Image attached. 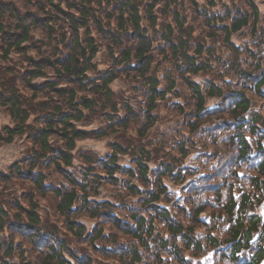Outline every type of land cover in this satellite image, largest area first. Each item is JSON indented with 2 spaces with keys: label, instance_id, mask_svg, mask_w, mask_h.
Listing matches in <instances>:
<instances>
[{
  "label": "trees",
  "instance_id": "obj_1",
  "mask_svg": "<svg viewBox=\"0 0 264 264\" xmlns=\"http://www.w3.org/2000/svg\"><path fill=\"white\" fill-rule=\"evenodd\" d=\"M263 4L0 0V264H260Z\"/></svg>",
  "mask_w": 264,
  "mask_h": 264
},
{
  "label": "rangeland",
  "instance_id": "obj_2",
  "mask_svg": "<svg viewBox=\"0 0 264 264\" xmlns=\"http://www.w3.org/2000/svg\"><path fill=\"white\" fill-rule=\"evenodd\" d=\"M21 0H15V2H20ZM26 1V0H24ZM20 6V5H19ZM21 9H23V12H26L25 15H39L37 12L28 11L25 8H23V5L20 6ZM63 57V55H62ZM38 58V57H37ZM118 86H121V83L118 84ZM9 117L6 113V111L0 107V123L1 125L8 124ZM30 142L26 141L25 139H18L15 143L12 144H0V169L7 170L11 163L23 155H25L28 152ZM81 145L88 150H92L98 154H105L107 151V142L106 141H96V140H87L84 142H81ZM25 178L24 176H22ZM14 193L17 197L26 198L29 200V196L32 193L33 188L36 189L35 185L32 182H25L23 184H15L14 185ZM51 198V197H47ZM45 202V201H44ZM41 202V203H44ZM49 204L51 205L52 202L48 200ZM52 220V218H51ZM15 229V228H13ZM16 230V229H15ZM23 240L19 241L21 245H27V241L25 240V236L23 235ZM17 241V242H18ZM98 264H105L103 262H98Z\"/></svg>",
  "mask_w": 264,
  "mask_h": 264
}]
</instances>
